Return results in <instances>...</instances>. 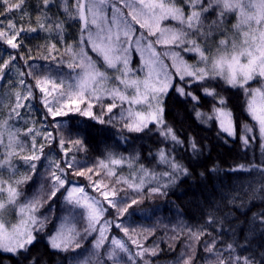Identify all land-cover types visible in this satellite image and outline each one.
Masks as SVG:
<instances>
[{
    "label": "snow or ice",
    "instance_id": "snow-or-ice-1",
    "mask_svg": "<svg viewBox=\"0 0 264 264\" xmlns=\"http://www.w3.org/2000/svg\"><path fill=\"white\" fill-rule=\"evenodd\" d=\"M59 2L68 21L72 24L79 23V40L75 44H66L59 60L54 55L58 51L56 44L49 47L48 55L43 58L50 57L58 66L55 70L47 65L40 69L35 65H27L30 68L28 73L19 72L21 77H32L35 85L24 78L19 80L23 91L16 93V104L9 113V119L21 118L22 108L33 110L31 101L35 99L38 89L40 102L46 109L45 119L51 116L56 121L59 117L77 113L101 125L113 127L122 125L118 142L129 143V137L124 135L126 130L128 133L158 134L160 146L155 151L149 150V157L155 159V164L150 168L139 163V154L124 156L106 147L104 158L85 171L75 157L60 160L54 153L50 156L45 154V148H51L57 136L52 132L42 133L41 129L30 127L25 135L32 139L31 154L21 157L30 172L21 179L13 180L12 177L17 171L12 164V159L16 155L13 149L19 147L22 151L24 145L16 140L20 129L8 133V143L5 145L2 137L9 124L7 120L0 122V148L3 149L0 153V169L7 168L10 172L8 179L0 172V251L15 256L23 255L27 259L26 253L36 243L38 235L40 233L47 235L48 225L52 222L50 216L41 214V209L47 206L54 212L52 205L63 197L64 210L80 216L87 225L81 234L75 228L66 230V225L62 222L55 233L48 237L51 249L73 254L69 257V264H107L102 250L108 241H110L108 260H114L119 253H126L132 264H138L135 259L137 256L141 258L145 254L155 256L158 247L146 248L135 239L131 242L137 246L138 251L133 256L128 242L110 235V231L115 227L126 236H130L129 227L124 225L122 218L129 213L130 208L142 203V200L132 198L129 192L117 185H126L127 189L139 196H144L146 186L148 195L166 196L167 191L182 177L191 174L189 168L177 158V148L190 151L193 158L203 154L195 138H190L186 142L166 120L164 97L169 89H175L186 101L190 98L193 102L192 109L202 123L206 122L205 113L197 110L201 96L194 89H202L204 96L212 98L214 101L212 114L207 116V120L218 121V135L226 134L225 142L228 137L235 138L237 131L226 98L220 95L213 82L222 80L229 87L242 89L246 96L251 97L247 111L256 123L254 126L244 125V135L240 136V140L247 151L258 138L261 158L257 162L253 156L250 163L240 164L229 171L254 173L256 180L247 182L248 188L252 191L251 198L259 197L264 200V0H182V4L181 0H74V3L72 0H59ZM24 3L25 0L11 4L8 0H0L6 12L19 10ZM54 3L55 0H43V19H38V27L39 30L49 33L55 29L61 36V42L66 43L65 21L58 19L51 22L47 15L49 6ZM213 13L215 18L210 19ZM233 13L237 15L238 22L233 25L235 31L229 36L226 24L229 14ZM166 21H175L176 24L169 25L165 23ZM8 29L9 31L0 29V40L11 49L22 46V40L19 39L22 33L37 31V28L32 27L27 29L21 27L17 30L11 20L8 22ZM217 33L222 37L218 42L214 39ZM237 33L242 39L237 38ZM158 48H162L163 51H158ZM135 54L140 56L141 64L138 71L145 73L143 79L136 77L137 70L130 67ZM184 54L195 55L196 63H187ZM65 55L70 57L69 61L64 60ZM165 57L172 60L171 66L165 63ZM0 59H3L2 55ZM16 59L15 55L10 54L9 59L0 64V78L6 70L14 66ZM65 64L69 69L68 73L62 72V66ZM108 70L119 73L115 79L124 86L123 89L119 86H107L110 79ZM40 72L43 74L39 75ZM176 77L179 78L178 82H174ZM256 79H260L262 83L259 87L252 88L250 82ZM129 88L134 89V94H127ZM105 98L111 99L112 102L106 103ZM124 104H128V107L124 108ZM97 107L100 109L99 112L95 111ZM118 107L119 117L114 112ZM70 127H74L70 126V122H65L63 126L56 125L57 135L60 137L59 145L65 157L73 148L87 151L79 129L76 132L78 138L71 141V147L65 148L63 130ZM40 135H43L44 142L38 145L37 136ZM42 157L48 160L44 173L38 169ZM124 165L130 169L131 179L118 175V168ZM69 169L76 176H87L93 191L98 192L103 200L90 195L85 187L73 184L68 178ZM216 171L215 167L209 169L212 173ZM102 173L114 177L115 184L108 185L102 180H92V175L99 176ZM200 175L203 177L205 173L201 172ZM37 176L41 178L40 188L28 197L22 186L29 184L30 181L35 183L34 178ZM45 183L48 186L47 192ZM121 192L124 193L123 196ZM226 195L222 193V198ZM236 199L238 196L232 195L228 202L233 204ZM9 206H18V222L15 224L5 218L3 210ZM111 208L117 211L115 221L105 219ZM63 219L66 221L67 217ZM225 219L218 217L215 211L209 210L208 219L202 225H189L179 220L173 231L179 237L184 235L186 230L189 243L174 264H196L193 241L197 244L203 241L204 251L211 257L205 258L207 264H264V248L260 244L252 243L259 236H264V210L253 214L244 243L239 242L236 230L229 228L233 236L232 241L218 248V236L224 230ZM212 228H215L216 235L208 230ZM94 234L98 235H95L93 249L88 251L82 241H86ZM208 237L211 239H207ZM188 249H192L191 254H188ZM84 251H88V254L84 255ZM81 256L82 259H77ZM30 264H38V258L33 257ZM145 264H148L147 260Z\"/></svg>",
    "mask_w": 264,
    "mask_h": 264
},
{
    "label": "trees",
    "instance_id": "trees-1",
    "mask_svg": "<svg viewBox=\"0 0 264 264\" xmlns=\"http://www.w3.org/2000/svg\"><path fill=\"white\" fill-rule=\"evenodd\" d=\"M18 2L19 0H8L9 4ZM72 3H74V0H72ZM43 6V0H25L21 9L6 12L5 6L0 4V13H3V15H0V29L9 31L6 30L5 23L10 20L14 23L17 30L21 27L25 29L29 27L37 28L36 32L25 31L21 34L19 39L22 40V46L18 49H11L3 40H0V55L3 56V59H0V64L4 60L9 59L10 54L17 57L14 66L10 70H6L3 77L0 78V122L7 120L9 124L8 130L5 132L8 134L9 132H15L16 129H20L21 132L28 127L41 129L42 132H52L53 135L57 136V139L51 148H45V154L50 156L54 153L60 160L75 157L80 165L82 163L88 164L89 168L96 165L98 160L104 158L106 147L111 148L117 153H122L124 156L139 154V163L149 168L152 167L155 164V159L150 158L148 154L150 149L155 151L160 146L157 134L147 135L143 133L144 136L139 137L144 139L142 140L143 145L134 142H131L132 144H124L123 142H118V135H115L110 129L104 130L102 133L95 130V126H86V123L93 122L87 117L72 115L65 119L64 117H59L54 121L51 116H47V119H45L46 109L40 102L38 89L36 90L35 99L31 101L33 110L29 112L31 113L30 118H24L23 120L9 119V113L12 112L16 104V93L23 91L22 86L19 85V80L24 78L33 86L35 85V80L32 77H21L19 72L28 73L30 68L27 65H35L37 69L47 65L55 70L58 66L53 63L51 58H43L48 55L49 47L52 44H56L58 51L54 55L59 60L61 53L65 51L66 44H75L79 40L80 25L79 23L72 24L68 21L67 17L63 14L59 0H55V3L49 6L47 15L51 18V22L58 19L65 21L64 40L66 43L61 42V36L55 32V29L51 33L39 30L37 21L38 19H43ZM230 18L232 19L231 14ZM64 60L69 61L70 57L65 55ZM62 72H69L66 64L62 66ZM38 74L42 75L43 73L40 72ZM213 83L220 95L226 98L228 109L233 114L237 136L235 138L228 137L227 142H225V134L218 135V133H212L213 124L208 126L201 125L198 122L196 113L192 109L193 102L190 98L186 101L176 94L173 89H170L166 97H164L166 120L174 126L176 133L186 142L190 138H195L201 146L203 154L198 158H193L190 151H186L180 147L177 148V158L189 168L191 174L187 177H182L167 191L166 196L148 195L147 186L144 190V196H139L137 193H132L130 189H127L126 185H117V187H122L125 191L129 192L132 198L142 200V203L134 205L129 209V213L125 215H139L143 220V226L151 224L149 225L151 226L150 228H143V231L148 235L147 239L144 238L141 244L146 248L158 247L155 256L145 254L143 258H140L141 262L137 261L138 264H145L146 260L148 264H174L176 258L181 252L185 251L186 245L189 243L186 230L185 234L179 237L173 231L174 226L177 225L179 220H183L189 225H202L208 219L209 210L215 211L218 217L226 218L224 230L218 236L219 242L217 243V247L222 248L233 239L229 228H234L239 242L244 243V237L249 232L253 214L264 210V200L259 197L251 198L252 191L248 188L247 182L255 181V174L233 173L229 171V169L240 164L250 163L253 160V156H255L257 162L261 158L260 141L258 138L247 151L244 149L239 138V134L244 133V125H251V122L247 119L246 110H244L245 100L241 97V92L237 91L238 89H231L220 80ZM194 90L201 96L197 110L205 113V116L211 115L214 103L212 98L204 96L202 89ZM20 111L22 113V109ZM33 121H35V124H33ZM65 122H70V126H74L64 128L63 130V135L66 139L65 148L71 147V141L78 138L76 132L79 129L83 135L87 151H78L73 148L68 156L65 157L59 145L60 137L57 135L56 128L57 124L63 126ZM16 140L24 145L22 151L19 147L13 149L16 155L12 159V164L17 170L16 173L19 174L18 179H21L23 175L30 172L27 166L23 164L21 157L30 155L31 143L28 137L19 133L16 136ZM45 160L48 161L42 157L38 164V169L41 173H44ZM136 167L138 168L139 164ZM212 167L217 169L215 173L209 172V169ZM157 170L159 171V166H157ZM0 172L9 178L10 172L7 168L0 169ZM117 172L118 175L128 176L131 179V171L127 165L118 168ZM201 172L205 173L203 177L200 175ZM68 178L73 184L85 187L90 195L99 198L97 192L93 191L87 176H76L69 169ZM34 179L35 183L30 181L29 184L22 186L23 191L28 197L32 196L40 188L41 178L37 176ZM92 180H102L104 184L108 185L115 184V178L109 177L106 173H102L99 176L92 175ZM45 186H47V183H45ZM253 187H255V184H253ZM222 193H226L227 195L222 198ZM123 195L124 193L121 192V196ZM232 195L238 196V199L235 200V203L230 204L228 200ZM217 204H219V207H217ZM52 208L55 210L54 212L48 207L47 210H44V213L47 211L46 215L52 218V222L48 225L47 235L57 227L56 224L64 221L63 214L68 213L63 208V202H58L57 200L52 205ZM109 211L114 212L113 219L110 220L115 221L117 218L116 209L111 208ZM156 215L162 219V223L152 225L158 220ZM68 218H75V215L68 213ZM122 222L125 226L129 227V230L134 229V223L130 222V220L127 221L123 217ZM208 230L213 235H216L215 228ZM83 232L80 231L81 234ZM110 233L127 241L132 255L135 256L138 248L132 244L130 238H135L137 235L130 232V236H126L115 227L111 229ZM95 235L97 234L88 237L86 241H82L86 250L91 251L93 249L92 245L94 244L93 241H95ZM46 238L45 236L42 238V235H38L36 243L26 253L27 259L23 255L15 256L11 253L0 251V264H30L33 257L38 258V264H67L69 257L73 254L71 252L64 253L51 249ZM207 239L210 240L211 238L208 237ZM252 243L253 245L260 244L264 248V236H259ZM192 247L196 249V264H207L205 258L208 257V254L204 251L203 241L199 244L193 241ZM88 251H84L83 254L87 255ZM102 251L107 264H132V261L127 258L126 253H119L114 260H108V248L106 245ZM187 251L188 254L192 253V249H188ZM82 258L81 256L77 259ZM135 259L137 260V257ZM208 259H211V257H208Z\"/></svg>",
    "mask_w": 264,
    "mask_h": 264
},
{
    "label": "rangeland",
    "instance_id": "rangeland-1",
    "mask_svg": "<svg viewBox=\"0 0 264 264\" xmlns=\"http://www.w3.org/2000/svg\"><path fill=\"white\" fill-rule=\"evenodd\" d=\"M181 4H182V0H181ZM127 10L125 9V12H126ZM232 15V19L230 18V14H229V17H228V21H227V24H226V28L229 30V27H230V30H229V32H228V35L229 36H231L232 34H233V32L235 31L234 29H233V25H235L237 22H238V19H237V15L236 14H231ZM215 18V13H213L212 14V16L210 17V19H214ZM166 24H169V25H175L176 24V22L175 21H166L165 22ZM137 27H138V25H137ZM5 28H6V30H9L8 29V22L7 23H5ZM246 30V29H245ZM56 32V31H55ZM220 38H222L218 33L217 34H215V37H214V39H215V41H217L218 42V40L220 39ZM237 38L238 39H242V37H240V35H239V33H237ZM209 43H212V41H209ZM213 47H214V45H213ZM158 51H163V49L162 48H158ZM94 55V54H93ZM184 58H185V60L187 61V63H189V64H195L196 63V61H197V57L195 56V55H193V54H184ZM165 59V63L167 64V65H169V66H171V64H172V60L170 59V58H167V57H165L164 58ZM140 64H141V61H140V56H139V54H135L133 57H132V59H131V64H130V67L133 69V70H137L136 72H135V76L136 77H139L140 79H143L144 78V76H145V73L144 72H140V71H138V69L140 68ZM171 71H175V69H170ZM117 75H119V73H117V72H114L113 70H108V76H109V81H108V84H107V86L108 87H117V86H119L121 89H123V85H120V82L118 81V80H116L115 79V77L117 76ZM178 80H179V78L178 77H176L175 79H174V82H178ZM224 85H226L222 80H220ZM68 83V82H67ZM261 83H262V81L260 80V79H256L255 81H253V82H250V86L252 87V88H257V87H259L260 85H261ZM227 87H229L228 85H226ZM229 88H231V87H229ZM231 89H238L237 91L239 92H241V97H243L244 98V100H245V106H244V110H246V115H247V119H249V121L251 122V125H255V121H253L252 120V118H251V116L248 114V111H247V106H248V101H249V99H251V97L250 96H246L245 95V93H244V91L242 90V89H239V88H231ZM170 90V89H169ZM174 91H175V89H173ZM175 93H176V91H175ZM127 94H129V95H132V94H134V89H131V88H129V89H127ZM177 94V93H176ZM105 102L106 103H111L112 101H111V99H108V98H105ZM123 107L124 108H127L128 107V104H124L123 105ZM95 111H97V112H99L100 111V109H99V107H97L96 109H95ZM30 111L27 109V108H22V113H21V118H19V119H15V120H23L24 118H30V116H31V113H29ZM114 112L116 113V115H117V117H119V115H120V108L118 107V108H116V109H114ZM28 114H30V115H28ZM211 114H212V112H211ZM72 115H79V114H77V113H70L69 114V116H67V117H71ZM208 115H210V114H208ZM208 115H206L205 117L207 118V116ZM67 117H64V119L65 118H67ZM215 122H216V125H217V127L219 128V124H218V121H216L215 120ZM122 127V125H120V127H116V129H114V134L115 135H118V130H117V128H121ZM28 128H30V127H28ZM28 128H26L24 131H21V132H19V134L20 135H25V132L27 131V129ZM43 133V132H42ZM133 134V133H132ZM158 135V134H157ZM226 135V134H225ZM242 135H244V133H240L239 134V138H240V136H242ZM26 137H28V139L30 140V143H31V146H32V139H31V137L30 136H27V135H25ZM118 138H119V136H117ZM3 142H4V144L6 145L7 143H8V134L6 133V132H4V134H3ZM37 142H38V145H39V143H42L43 142V135H40V136H37ZM3 151V149L2 148H0V153ZM30 154H31V152H30ZM47 163H48V161H44V166H46L47 165ZM44 170V169H43ZM4 176V175H3ZM4 178L5 179H8L6 176H4ZM97 196L100 198V199H103V197L97 192ZM29 197H31V196H29ZM5 199H6V197H5ZM15 207H17L18 208V206H15ZM44 210H47V208H43V209H41V214L42 215H46L47 214V211L44 213ZM4 211V214H5V218H6V210H3ZM109 213L110 214H106V216H105V219H108V220H110V219H113V216H114V212H112V211H109ZM67 215H68V213H64L63 214V217H67ZM157 216V215H156ZM157 218H158V216H157ZM7 219V218H6ZM162 219L159 217L158 218V220H157V222H155V223H153L152 225H155L156 223L157 224H159V223H162V221H161ZM18 222V219L13 223V224H15V223H17ZM65 224H66V230L67 229H70V228H75L77 231H84V229L86 228V222H85V220L84 219H82L80 216H78V215H75V218H68L66 221L64 220L63 221ZM62 222H60L59 224H56L57 225V227L61 224ZM149 225H151V224H148V225H142V224H134V229L133 230H131L130 229V232L131 233H133V234H135V235H137L135 238H130V240L132 241L133 239H135V240H138L140 243H143V241H144V238H145V236H147L148 234H146L144 231H143V228H150L151 226H149ZM69 226H71L70 228H69ZM57 227L55 228V230H52L51 232H50V234H49V236L50 235H52V234H54L55 233V231H56V229H57ZM131 228V227H130ZM98 235V234H97ZM110 235H112V236H114L113 234H111L110 233ZM48 236V237H49ZM93 242H95V241H93ZM106 246H107V248H108V251L110 250V242H106ZM92 248H93V245H92ZM138 251V249L136 250V252ZM127 258L129 259V257H128V255H127ZM140 258L141 257H138L137 256V260L136 261H138V262H141V260H140ZM130 260V259H129Z\"/></svg>",
    "mask_w": 264,
    "mask_h": 264
},
{
    "label": "bare ground",
    "instance_id": "bare-ground-1",
    "mask_svg": "<svg viewBox=\"0 0 264 264\" xmlns=\"http://www.w3.org/2000/svg\"><path fill=\"white\" fill-rule=\"evenodd\" d=\"M198 119V118H197ZM205 120H206V122L205 123H202L201 122V120H199L198 119V122L201 124V125H210V124H213V126H212V133H219V128L217 127V125H216V123H215V121H213V119L212 120H207V118H205ZM87 125H92V126H95V130H97L98 132H102L103 133V131L104 130H107V129H110L112 132H114V129H116V127H113V126H111V125H107V124H105V125H101V124H99V123H97V122H95V121H93V122H90V123H86V126ZM118 127H120V125H118ZM117 130H118V134H119V132H120V129L119 128H117ZM124 135H126V136H128L129 137V143H131V142H134V143H138V144H140V145H143L144 143L142 142V140H144L143 138H139V137H141V136H144L143 135V133H128L126 130L124 131ZM132 144V143H131ZM23 164H24V162H23ZM81 166L84 168V170L85 171H87V168H89V165L88 164H84V163H82L81 164ZM10 175V174H9ZM7 177V176H6ZM19 178V174L18 173H16V175L15 176H13L12 177V179L13 180H16V179H18ZM45 191L47 192L48 191V186H45ZM101 200H103V199H101ZM58 202H63V197H60V199H58L57 200ZM105 207H107V205L105 204ZM45 208H47V206L45 207ZM6 218H7V220H9L11 223H14L17 219H18V216H17V214H18V211H19V209L17 208V207H15V206H9V207H7L6 209ZM124 219L125 220H130V222H132V223H134V224H142L143 225V220H142V218L139 216V215H125V217H124ZM55 230V229H54ZM40 235H42V238L45 236V237H47L46 238V240H47V242H48V236L49 235H46V234H44V233H40L39 234V236ZM49 244V243H48ZM69 262L67 261V264H68Z\"/></svg>",
    "mask_w": 264,
    "mask_h": 264
}]
</instances>
